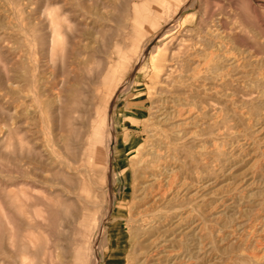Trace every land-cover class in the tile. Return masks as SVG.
I'll return each mask as SVG.
<instances>
[{
    "label": "rangeland",
    "instance_id": "rangeland-1",
    "mask_svg": "<svg viewBox=\"0 0 264 264\" xmlns=\"http://www.w3.org/2000/svg\"><path fill=\"white\" fill-rule=\"evenodd\" d=\"M171 263L264 264V0H0V264Z\"/></svg>",
    "mask_w": 264,
    "mask_h": 264
},
{
    "label": "bare ground",
    "instance_id": "bare-ground-1",
    "mask_svg": "<svg viewBox=\"0 0 264 264\" xmlns=\"http://www.w3.org/2000/svg\"><path fill=\"white\" fill-rule=\"evenodd\" d=\"M209 31V30H208ZM201 36V35H200ZM188 42V41H187ZM172 50V49H171ZM189 51V50H188ZM198 51V50H197ZM189 54V53H188ZM186 58V57H185ZM227 58V57H226ZM204 59V58H203ZM234 59V58H233ZM222 61H223V59H222ZM233 61V60H232ZM217 62V61H216ZM219 62V61H218ZM223 63V62H222ZM228 66V65H227ZM170 68V67H169ZM215 68V67H214ZM221 68V67H220ZM191 71V70H190ZM217 71V70H216ZM225 74V73H224ZM223 75V74H222ZM218 76V75H217ZM220 76V75H219ZM213 78V77H212ZM221 80V79H220ZM168 98V97H167ZM171 100V99H170ZM183 102V101H182ZM186 103V102H185ZM164 104H165V102H164ZM158 106V105H157ZM177 106V105H176ZM185 106V105H184ZM160 107V106H159ZM158 107V108H159ZM157 108V109H158ZM174 108H176V107H174ZM181 109V108H180ZM184 109V108H183ZM189 111L191 110V109H188ZM158 111V110H157ZM163 111V110H162ZM181 112H182V110H181ZM185 112V111H184ZM187 112V111H186ZM185 112V113H186ZM196 112H198V111H196ZM163 113V112H162ZM175 114L174 115H176V112H174ZM180 113V112H179ZM184 113V114H185ZM156 114V113H155ZM187 114V113H186ZM197 114V113H196ZM181 115V114H180ZM163 117H164V115H162ZM167 116V115H166ZM190 116H191V114H190ZM189 116V117H190ZM195 116V115H194ZM198 118V117H197ZM159 119H161V118H159ZM166 119V118H165ZM182 119V118H181ZM194 119H195V117H194ZM160 121V120H159ZM111 123V122H110ZM195 125V124H194ZM164 127V126H163ZM160 128V127H159ZM154 146V145H153ZM202 147V146H201ZM200 148V147H199ZM174 152V151H173ZM200 152V151H199ZM202 152V151H201ZM153 153H155V155H154V157L151 159V160H143V159H140V164H139V166H143V167H140V168H144V172L142 173L143 174V176L144 177H151V179H149V181H148V179H147V181L148 182H146L145 180V184H144V182H142V183H140V184H138V185H140V187L138 188V191H139V193H138V191H137V193L138 194H136V197L138 198V200H140V201H150V200H152V201H155V200H159V199H162L163 198V196L166 194L165 192H166V189H164L163 188V184H159V181H158V179H159V175L161 174L162 175V171H163V169H164V167H165V164L164 163H162V162H160V160H159V154H157V152L155 151V150H153ZM202 155V154H201ZM161 156V155H160ZM168 157V156H167ZM201 157V156H200ZM176 158V157H175ZM203 159V158H202ZM168 161H169V159H167ZM202 161V160H201ZM166 168V167H165ZM166 170V169H165ZM172 170V169H171ZM168 176V175H167ZM169 177V176H168ZM164 178V177H163ZM185 178V177H184ZM162 179V178H161ZM166 179H167V177H166ZM166 179H163V183H164V181L166 180ZM182 179V178H181ZM161 181V180H160ZM170 181V180H169ZM137 183H139V182H137ZM154 183H157L158 184V186H157V188H156V190L155 189H153V185H154ZM162 183V182H161ZM183 183H184V180H183ZM182 183V184H183ZM197 183V182H196ZM156 184V185H157ZM201 184V183H200ZM192 185V184H191ZM178 186H179V184H178ZM188 186V185H187ZM165 187H166V184H165ZM168 187V186H167ZM185 187V186H184ZM178 189H180V188H178ZM183 189V188H182ZM182 189H180V191L182 190ZM185 189V188H184ZM186 189H187V187H186ZM175 190V189H174ZM170 192V191H169ZM175 193V192H174ZM179 194V193H178ZM167 195H168V193H167ZM171 194H169V196H170ZM181 195V194H180ZM172 196V195H171ZM175 197V196H174ZM110 202H111V200H110ZM166 202V201H165ZM218 202V201H217ZM170 207V206H169ZM158 209V208H157ZM178 209V208H177ZM210 209V208H209ZM216 209V208H215ZM208 210V209H207ZM217 212V211H216ZM186 213V212H185ZM180 214V213H179ZM219 214V213H218ZM181 215V214H180ZM135 216V215H134ZM178 216V215H177ZM187 217V214H185L184 215V217ZM182 218H183V216H182ZM181 219V218H180ZM186 220H187V218H185ZM185 219H182V221H184ZM132 220H136L135 218H133ZM181 221V220H180ZM181 221V222H182ZM177 222H178V220H177ZM136 224V223H135ZM144 224V223H143ZM175 225V224H174ZM194 225V224H193ZM263 225V224H262ZM192 226V225H191ZM244 229V228H243ZM186 231V230H185ZM257 231V230H256ZM184 232V231H183ZM258 232V231H257ZM254 234V233H253ZM141 239V238H140ZM254 239V238H253ZM163 240V239H162ZM240 241V240H239ZM155 246V245H154ZM163 246V245H162ZM156 247V246H155ZM173 249V248H172ZM149 253V252H148ZM172 253V252H171ZM159 255V254H158ZM182 255V254H181ZM157 256V255H156ZM169 257V256H168ZM257 257V256H256ZM184 258V257H183ZM158 259V258H157ZM169 260V259H168ZM167 260V261H168ZM186 260V259H185ZM5 263V262H4ZM178 263V262H177ZM172 264V263H171Z\"/></svg>",
    "mask_w": 264,
    "mask_h": 264
}]
</instances>
